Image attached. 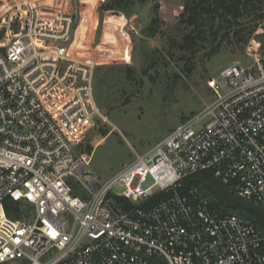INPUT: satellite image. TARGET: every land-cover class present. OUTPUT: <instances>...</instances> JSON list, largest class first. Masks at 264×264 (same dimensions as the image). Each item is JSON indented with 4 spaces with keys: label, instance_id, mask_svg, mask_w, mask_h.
<instances>
[{
    "label": "built area",
    "instance_id": "2783aa9c",
    "mask_svg": "<svg viewBox=\"0 0 264 264\" xmlns=\"http://www.w3.org/2000/svg\"><path fill=\"white\" fill-rule=\"evenodd\" d=\"M75 23L40 0L0 13V264H264V224L179 190L209 169L264 212L260 43L247 48L249 63L208 80L213 101L102 181L75 154L107 120ZM7 200L21 204L20 218L7 215Z\"/></svg>",
    "mask_w": 264,
    "mask_h": 264
},
{
    "label": "rangeland",
    "instance_id": "374dc122",
    "mask_svg": "<svg viewBox=\"0 0 264 264\" xmlns=\"http://www.w3.org/2000/svg\"><path fill=\"white\" fill-rule=\"evenodd\" d=\"M16 1L0 0V13ZM106 1L40 0L49 12L74 13L75 43L96 63L94 98L107 120L96 121L75 154L86 155L89 169L102 181L213 101L208 80L228 64L249 63L247 48H253L252 40L260 43L256 36L262 32L258 27L243 50L223 43V49L210 56L204 55L210 45L207 38L193 57L178 47L185 0L101 9Z\"/></svg>",
    "mask_w": 264,
    "mask_h": 264
},
{
    "label": "trees",
    "instance_id": "16d2710c",
    "mask_svg": "<svg viewBox=\"0 0 264 264\" xmlns=\"http://www.w3.org/2000/svg\"><path fill=\"white\" fill-rule=\"evenodd\" d=\"M147 0H107L101 9L129 8L134 2ZM179 23L184 25L178 47L195 56V51L204 49L202 41L209 38L210 45L204 55L210 56L221 49L223 43L232 49L243 50L258 27L262 32L260 53L264 62V0H185L179 15ZM154 20L151 22L153 23ZM200 43V44H199ZM196 188L210 200V205L219 213H237L248 216L256 223L264 224V212L253 203L235 194L230 187L209 169H202L182 178L179 190L187 192ZM162 194L154 195L149 201L157 202ZM21 204L5 201L7 215L20 218L17 211Z\"/></svg>",
    "mask_w": 264,
    "mask_h": 264
}]
</instances>
